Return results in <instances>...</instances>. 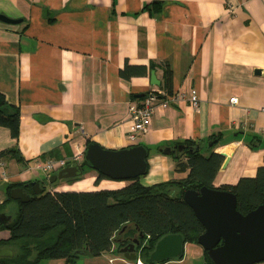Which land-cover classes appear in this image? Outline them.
<instances>
[{
  "label": "crops",
  "instance_id": "1",
  "mask_svg": "<svg viewBox=\"0 0 264 264\" xmlns=\"http://www.w3.org/2000/svg\"><path fill=\"white\" fill-rule=\"evenodd\" d=\"M0 14L21 19L0 20V91L20 113L17 139L0 126V153L17 147L21 156L0 154V202L11 183L38 181L51 191L128 183L109 177L95 182L97 172L87 167L73 181L59 179L46 189L45 173L28 167L54 148L68 159L83 155L91 141L107 149L148 147V170L139 177L144 185L186 175L161 151L185 139L199 141L205 156L228 157L214 187L254 176L264 165V0H0ZM126 62L144 65L147 73L120 76ZM151 69L158 85L150 83ZM164 84L184 97L158 104L148 131L129 140V103ZM123 230L122 238L138 235L131 224ZM7 237L0 230V239ZM203 249L185 241L179 257L149 263L141 252L125 258L114 240L109 250L83 255L79 264H208ZM37 264L67 263L48 258Z\"/></svg>",
  "mask_w": 264,
  "mask_h": 264
},
{
  "label": "trees",
  "instance_id": "2",
  "mask_svg": "<svg viewBox=\"0 0 264 264\" xmlns=\"http://www.w3.org/2000/svg\"><path fill=\"white\" fill-rule=\"evenodd\" d=\"M146 73L144 65L127 62L119 69L120 76L124 78ZM169 73L166 71L167 77ZM163 88L167 93L171 92L168 85L164 84ZM19 120L18 106L10 103L0 91V126L7 127L16 139ZM178 145L184 147L181 150L175 148L170 155L175 170L187 173L177 179L144 185L138 176L115 189H43L26 202L9 197L12 187L22 186L26 182L6 185L0 211L9 207L12 218L0 226V230L8 231V237L0 239V246L11 247L14 254L12 257H0V263L37 264L43 259L64 258L67 264H76L83 255L95 256L109 250L113 241L120 237L119 231L123 227L125 231L127 224L142 232L141 242H145L140 252L149 263L157 262L149 258V253L165 234L180 233L184 242H197L204 227L182 194L186 189L198 190L203 185L213 188V178L224 157L216 152L206 156L201 154V143L196 140L185 139L171 147ZM146 149L148 157L150 150L148 147ZM7 153L21 160L17 147L8 148L0 154ZM57 153L58 149H51L46 153V158H63ZM82 166L84 169L88 167L84 160ZM147 170L148 162L144 174ZM104 177L107 176L97 173L95 182ZM74 179L67 178L69 181ZM215 188L232 192L236 197L237 210L244 214L264 204V165L257 167L254 176L240 177L234 184H221ZM13 203L16 204L14 208ZM203 254L208 264H214L205 249Z\"/></svg>",
  "mask_w": 264,
  "mask_h": 264
},
{
  "label": "water",
  "instance_id": "3",
  "mask_svg": "<svg viewBox=\"0 0 264 264\" xmlns=\"http://www.w3.org/2000/svg\"><path fill=\"white\" fill-rule=\"evenodd\" d=\"M0 20L9 23L19 22L0 14ZM259 73V69H255ZM150 83L158 85L154 70H150ZM214 141H209L212 145ZM184 146L163 147L161 151L170 153L175 148L181 150ZM147 149L142 144H133L118 149L103 148L96 142H89L83 153V160L88 167L109 178L129 180L143 175L146 171ZM228 161L225 158L222 166ZM82 162L67 164L63 168L48 176V182L57 179L71 178L81 175ZM43 191L38 181H30L22 186H15L9 190V197L26 202L32 195ZM183 199L192 208L194 214L204 227L197 237V242L206 250L214 264H252L264 261V204L241 213L236 208V197L230 192L205 185L198 190L189 188L184 190ZM11 214L0 211V226L7 224ZM123 229V228H122ZM121 229V230H122ZM142 232L132 237H118L115 242L121 244L119 251L129 260H135L143 247ZM183 237L180 233H168L160 237L149 253L152 261H162L179 257L183 250ZM14 251L9 246H0V257H12ZM82 260L78 259L77 263Z\"/></svg>",
  "mask_w": 264,
  "mask_h": 264
},
{
  "label": "built area",
  "instance_id": "4",
  "mask_svg": "<svg viewBox=\"0 0 264 264\" xmlns=\"http://www.w3.org/2000/svg\"><path fill=\"white\" fill-rule=\"evenodd\" d=\"M162 95V96H159ZM190 102L194 107H197V95L195 91H190ZM184 97V92H170L167 93L159 88L146 92L138 100L129 103L128 106V118L130 120L129 129L127 132V138L131 141L136 140L139 136L143 135L148 131L151 117L154 113L156 106L167 105L169 102L179 100ZM231 103H236L237 98L231 97L229 99ZM83 160V155L75 154L69 159L63 158H52L48 157L44 160L35 159L33 165H29V168H35L41 170L48 177L51 173H57L58 170L66 166L67 164H72L75 162H81ZM69 162V163H68ZM4 173H1L3 176ZM139 264L141 262L137 260Z\"/></svg>",
  "mask_w": 264,
  "mask_h": 264
},
{
  "label": "rangeland",
  "instance_id": "5",
  "mask_svg": "<svg viewBox=\"0 0 264 264\" xmlns=\"http://www.w3.org/2000/svg\"><path fill=\"white\" fill-rule=\"evenodd\" d=\"M81 162H82V161H81ZM51 174H53V173H51ZM51 174H50V175H51ZM38 177H42V175L39 174ZM71 178H72V177H71ZM66 179H67V178H66ZM66 181H69V180H66ZM58 183H60L59 179H57V180L54 181V182H48L47 178L44 180V185H45V188H46V189H49L50 187H54V186H56ZM1 196H3V195H1ZM8 209H9V207L4 208L3 211L7 213V212H8ZM8 214H10V213L8 212Z\"/></svg>",
  "mask_w": 264,
  "mask_h": 264
},
{
  "label": "bare ground",
  "instance_id": "6",
  "mask_svg": "<svg viewBox=\"0 0 264 264\" xmlns=\"http://www.w3.org/2000/svg\"><path fill=\"white\" fill-rule=\"evenodd\" d=\"M92 169V168H91Z\"/></svg>",
  "mask_w": 264,
  "mask_h": 264
}]
</instances>
